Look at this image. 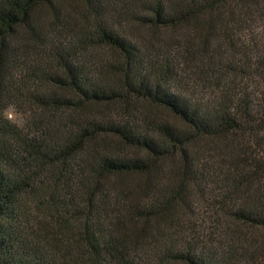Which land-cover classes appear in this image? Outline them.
Returning <instances> with one entry per match:
<instances>
[{"label":"trees","instance_id":"16d2710c","mask_svg":"<svg viewBox=\"0 0 264 264\" xmlns=\"http://www.w3.org/2000/svg\"><path fill=\"white\" fill-rule=\"evenodd\" d=\"M67 2L0 0V264H264V0Z\"/></svg>","mask_w":264,"mask_h":264},{"label":"rangeland","instance_id":"374dc122","mask_svg":"<svg viewBox=\"0 0 264 264\" xmlns=\"http://www.w3.org/2000/svg\"><path fill=\"white\" fill-rule=\"evenodd\" d=\"M67 6H68V7H66L67 8V12H66L67 16L70 18V20L72 19L75 22L80 24L81 23L80 22L81 21V17H82V7L80 5V0H68ZM0 117L4 118V114H0ZM17 123H19L20 125L22 124V117H21L20 120L17 121ZM150 249H152V247L149 248V250ZM145 257H146L145 255H141V258L143 259V262H141L140 264H147V263H144V261H146V259H144Z\"/></svg>","mask_w":264,"mask_h":264},{"label":"clouds","instance_id":"9594fccd","mask_svg":"<svg viewBox=\"0 0 264 264\" xmlns=\"http://www.w3.org/2000/svg\"><path fill=\"white\" fill-rule=\"evenodd\" d=\"M4 118L8 122L16 124L17 127L21 126L19 123H17V121L21 119V114L17 111L14 104H9L4 110Z\"/></svg>","mask_w":264,"mask_h":264}]
</instances>
